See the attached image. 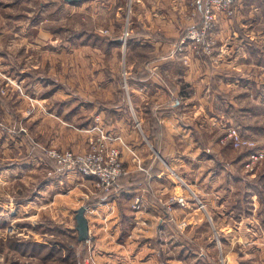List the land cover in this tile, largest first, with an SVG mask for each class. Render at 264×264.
<instances>
[{
	"label": "rangeland",
	"instance_id": "obj_1",
	"mask_svg": "<svg viewBox=\"0 0 264 264\" xmlns=\"http://www.w3.org/2000/svg\"><path fill=\"white\" fill-rule=\"evenodd\" d=\"M67 2L0 0V264H264V161L246 165L251 151H264V113L249 110L253 107L254 92L258 91L253 89L251 97L231 91L227 72L233 67L227 68L223 62L218 68L210 67L201 57L211 59L219 48L220 58L228 59L227 45L221 46L224 38H219L215 30L227 27L237 8L231 14L217 11L210 30L204 34L211 44L209 50L204 44L195 47L183 41L190 29L201 27L204 14L198 15L193 9L188 15L192 17L190 22L195 23L189 27V20L188 24L179 18L173 22L178 39L172 50L179 64L170 69L167 79L181 86V92L168 102L166 97L165 102L174 111L169 118L172 122L168 123L174 126L176 120L185 133L183 137L182 133H170L168 138L181 139L174 150L185 157L177 170L166 165V183H170L167 186L172 190L179 186L180 193L156 194L165 202L155 214L159 219L151 223L141 219L145 213L141 212L144 208L141 201L140 209L125 205L114 213L94 201L88 202L94 196L113 195L122 176L110 193L101 192L94 182L90 196H84L85 188L78 184L82 181L83 185L88 177L63 169L51 155L52 149L86 153L91 140L101 133L121 150L125 140L106 127L98 110L91 115L90 125L78 127L73 123V128H79L74 130L82 137L80 140H84L83 135L88 136L84 149L65 148L56 141L47 143L37 134L39 123L47 124L51 130L57 122L51 119L54 114L50 107L37 110L31 106L38 104L30 95L35 81L47 82L45 87L39 85L42 91H69L76 97L82 94L74 100L83 102L87 90L98 95L110 90L104 84L105 77L112 79L114 88L119 84L118 95L126 98L129 108L122 112L138 136H142L144 126L158 135L163 132L154 119L158 116L156 111L153 115L151 110H144L143 115L142 110L133 106V71H141L143 66L132 68L130 60L141 65L155 55L150 52L152 55L146 53L139 59L133 54L130 58L132 2L125 6L126 16L119 29L123 41L119 50L121 63L107 68L95 63L91 66L72 63L74 59L83 60L84 55L92 57V62H100L99 45L109 42L117 26L106 15L105 3L82 0L74 6ZM73 6H77L75 11ZM204 7L205 4L203 13ZM85 45L91 49L86 51ZM51 62L54 64L48 66ZM182 68L184 75L191 74L193 85L179 79ZM252 74L262 76L261 68H253ZM113 75H117V84ZM230 93L241 99L240 110L229 106ZM114 102L115 99L105 104L114 106ZM243 106L249 109L244 110ZM111 117L109 114L107 120ZM231 134H239L240 141H235ZM147 144L144 151L130 153L142 158L154 152L155 147ZM140 168L147 171L144 165ZM66 173L76 176L62 178ZM162 183L163 179L161 189ZM81 206L86 207L91 223L87 244L78 242L76 212ZM136 210L140 220L131 225L132 212ZM122 213L126 214L123 215L126 223L121 226Z\"/></svg>",
	"mask_w": 264,
	"mask_h": 264
},
{
	"label": "crops",
	"instance_id": "obj_2",
	"mask_svg": "<svg viewBox=\"0 0 264 264\" xmlns=\"http://www.w3.org/2000/svg\"><path fill=\"white\" fill-rule=\"evenodd\" d=\"M81 1L82 0H74V2L68 1L67 3L78 6ZM88 1L94 3V0ZM102 1L105 3L104 9L106 15H109V18L113 19L114 24L117 25L116 32H114V35H112L113 37L110 38L106 45H99L102 49L99 58L100 62H92V57L84 55L86 58L83 57V60L74 59L72 63L76 64V62H78V64L80 63L82 66H91V64L95 63L99 65L98 67L103 66L105 68L120 65L119 50H121L123 41L120 37L121 31H119V29L123 23L122 18L126 16L125 6L128 1H131L130 8L133 33L129 45L130 58L134 57L133 54H137V58L139 59L143 58L146 53L151 54L150 52H153L155 55L153 58H146L141 62V65L136 63L135 60H130L129 64L132 68H134V66H143L141 71H133V77L135 78V82L133 83V106L136 110H142L143 115L145 112L144 110H151L153 115L156 111V115L158 116L154 117V119L157 125L163 129V132L158 135L152 128L144 126V129L142 128V136H138L135 127L127 122L125 114L122 112L125 108L127 110H129V108L126 103V98L121 94V96L118 95L120 93L118 90L120 86H118L119 84H117L116 81L117 75H113L117 88L113 87L112 79H106V77L102 75V77H105L104 84H106V87L110 86V90H106L103 94L99 95L96 94V92L92 94L91 91L87 90L83 95V102H76L74 100V98L76 100L77 98L80 99L82 94H78L76 97V94L69 91L64 93L61 91H42L39 90V85L42 84L45 87L47 82L35 81L36 84L30 95L36 98L38 104L34 103L31 106L36 107L37 110L50 107L52 114H54L51 115L50 113L52 116L51 119L57 122L55 126H52L51 130H48L47 124L44 123L45 128L43 123H39V127H41L37 129V134L41 139L46 140L47 143L51 141L52 144H54V141H56L58 145L65 148L76 150L84 149L87 145L86 137L88 136H85L87 135L85 134L83 135L84 140H80L82 137L77 136L76 134L78 132L74 130V128L76 130L79 128H73V126L75 124H77L76 126L78 127L90 125L92 123L91 115L94 111L96 112L98 110L99 112L97 114H99L103 120L105 119L104 123L105 125L107 124L106 127L108 126L116 135H119L125 140V146L121 145V152L127 173L119 179L114 194H111L112 196L107 194L106 196H94L91 200H88V202L94 201V204H98L100 208L106 210L112 209L114 213V210L118 212L120 209H124L125 205H129L130 209L134 208L135 200L139 198L144 207L141 212H145L142 214L143 218L141 219L146 222L150 220V222L153 223L155 219H159L155 214L161 210L165 202L162 197L159 198L156 194L159 195L160 193L169 192L176 194L180 193L179 186H176L174 190L167 186L170 183H166L168 179L165 172L166 165L173 166L177 170V165L181 166V161L185 157V155H181L180 152L179 155H177L174 150V148L178 146V141L181 139L172 141L168 138L170 133H174L175 135H181L182 133V137L185 133V129L177 125L175 119L174 126L168 123V121L172 122L169 118L174 111H172L171 106H167L165 102L166 97L168 102L171 97H178L181 92V86L175 83V81H172V79H167L171 74L170 69L175 68L179 64L178 60L175 58L177 56H173L175 54H173L172 48L178 36L176 35L177 32L173 30L172 25L174 20L178 18L182 20L183 24H188L192 18L188 14H190L193 9L197 11L198 15L203 14L204 4L203 0ZM77 6L74 7V11ZM236 8L234 17L227 21L228 26L222 27V29L218 27L217 30H215V33L219 34V38H224L221 46H223V44L227 45L228 59L224 60L220 58L221 54L219 48L215 56H212V60L206 55H201V57L210 67L214 65V68H218L221 62H223V65L226 64L227 68L233 67L227 72V75L231 77V81L229 82V86L232 85L233 89H231V91H238L243 97H251L253 95V89L258 91V94L254 92L253 102L251 104L253 107L249 109L243 106V109L260 110L264 113V0H239ZM175 13H180V15H176ZM187 20H189V22ZM193 23H195V21L190 22L188 27ZM186 29L187 27L184 28V30ZM180 30H183V28ZM226 30L227 35L225 34ZM45 32H48L47 29H45ZM84 47L86 51L91 49L89 45H85ZM132 49L139 50V52L132 51ZM143 51H145V53H143ZM199 60L200 59H197V61ZM216 61L218 62L217 65L214 64ZM53 64L54 63L51 62L48 66ZM255 67L261 68L262 76H254V74H252V69ZM107 71L111 72L114 70L108 69ZM216 71L217 70H214V72ZM84 74L91 77L88 73ZM184 74V68H182L179 79H184L183 82L186 81L187 85H193L191 74H188V76ZM50 82L52 81H49V83ZM230 95L231 96H228L229 106L232 110H236V108L240 110L242 107L241 99L238 97L236 98V96L231 93ZM113 99H115L114 106L105 104L106 101ZM54 100L58 101L55 102ZM109 114L112 116V119L108 121ZM46 117L50 118V116ZM73 123L75 124L73 125ZM145 136L148 139H145ZM176 137L178 138V136ZM146 140L155 147L154 152H149V154H144L143 156L140 154L142 158L132 156L133 154L130 153L131 150H137V152L140 153V151H144L145 148H147L148 144ZM137 159L140 162H137ZM141 165L145 166L147 169L146 172L143 171V169L141 170ZM65 175L62 178H66L67 176L71 178L75 174L66 173ZM149 175L150 177L148 178ZM151 179H153L152 184ZM162 179L164 183H162L161 189L160 181ZM84 181L85 183L83 185L80 184L82 181L78 185L85 188L83 191L84 196H90L91 189L94 187V180L92 178H85ZM45 186L49 187L48 184H45ZM155 188H160L161 190L159 191V189ZM53 194H55V192H53ZM58 195L59 194L56 195L57 197L55 196L56 201L58 200ZM132 213L131 225L134 224V222L138 223L140 220L138 218L140 214L137 210ZM123 215L126 214L122 213V219L120 221L121 226L126 223ZM86 216L89 221L91 233V223L87 213ZM150 233V236H152L153 231Z\"/></svg>",
	"mask_w": 264,
	"mask_h": 264
},
{
	"label": "built area",
	"instance_id": "obj_3",
	"mask_svg": "<svg viewBox=\"0 0 264 264\" xmlns=\"http://www.w3.org/2000/svg\"><path fill=\"white\" fill-rule=\"evenodd\" d=\"M237 0H205L204 18L201 27L190 29L183 41H189L198 46L205 45L209 50V44L204 34L210 30L217 11H227L230 14L235 11ZM235 141H240V135L231 134ZM97 137V136H96ZM111 138L104 134H99L97 138L91 140V148L83 154H76L72 151L51 150V155L63 169L78 172L81 175L92 178L101 192L110 193L118 179L127 173L121 156V150L110 144ZM249 142H243L247 144ZM250 148V147H247ZM251 149V148H250ZM250 149H247L248 151ZM249 153V152H248ZM264 161V151L253 150L248 155L246 165L251 166L256 162ZM134 208L140 209V200L137 198Z\"/></svg>",
	"mask_w": 264,
	"mask_h": 264
},
{
	"label": "water",
	"instance_id": "obj_4",
	"mask_svg": "<svg viewBox=\"0 0 264 264\" xmlns=\"http://www.w3.org/2000/svg\"><path fill=\"white\" fill-rule=\"evenodd\" d=\"M74 1V0H68ZM76 1V0H75ZM76 228L78 230V240L87 241L90 235L89 221L86 216V207L81 206L76 212Z\"/></svg>",
	"mask_w": 264,
	"mask_h": 264
},
{
	"label": "trees",
	"instance_id": "obj_5",
	"mask_svg": "<svg viewBox=\"0 0 264 264\" xmlns=\"http://www.w3.org/2000/svg\"><path fill=\"white\" fill-rule=\"evenodd\" d=\"M78 242L83 243V244H84V243L87 244L88 240H87V241H79V240H78Z\"/></svg>",
	"mask_w": 264,
	"mask_h": 264
}]
</instances>
